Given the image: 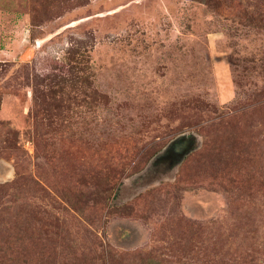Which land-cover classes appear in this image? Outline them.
I'll list each match as a JSON object with an SVG mask.
<instances>
[{"label":"rangeland","instance_id":"374dc122","mask_svg":"<svg viewBox=\"0 0 264 264\" xmlns=\"http://www.w3.org/2000/svg\"><path fill=\"white\" fill-rule=\"evenodd\" d=\"M0 264H264V0H0Z\"/></svg>","mask_w":264,"mask_h":264}]
</instances>
